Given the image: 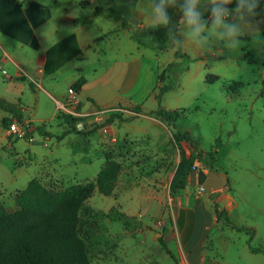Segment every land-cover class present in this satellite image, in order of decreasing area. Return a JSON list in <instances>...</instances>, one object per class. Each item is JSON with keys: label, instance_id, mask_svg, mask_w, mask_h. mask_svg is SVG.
Here are the masks:
<instances>
[{"label": "rangeland", "instance_id": "obj_1", "mask_svg": "<svg viewBox=\"0 0 264 264\" xmlns=\"http://www.w3.org/2000/svg\"><path fill=\"white\" fill-rule=\"evenodd\" d=\"M99 18L96 24L103 21V17ZM112 22L110 19V30L113 29ZM221 23L230 26L222 18ZM234 26L239 32L236 36L230 37L227 28L220 27L225 38H219L215 33L212 41H207L214 46L212 50L221 48L220 51L201 54L192 51L188 57L176 58L170 55L169 49L157 53L145 48L141 73L130 93L135 104H117L110 108L107 116H76L57 109V91L67 90L71 82L70 71L44 74L41 79H36L42 84L38 86L29 77L16 79L13 66L3 67L8 75L0 67V98L18 103L23 119L34 126L23 137L11 134L1 124L2 118L9 113L0 107V202L7 210L15 211L19 208L16 195L31 179L38 178L53 190L65 189L95 180L108 159H114L122 166L114 191L104 195L96 189L80 212L81 233L86 239L91 263L187 264V250L182 247L176 226L178 212L183 210L186 216L195 197L214 199L229 183L214 194L199 193V185H190L189 177L183 190L171 193L170 182L182 152L172 137L176 129L155 111L164 108L181 112L177 129L189 131L193 139V143L182 142L183 150L188 155L194 151L202 152L203 157L212 160L217 168L223 167L221 158L222 154L225 155L227 171L232 178L239 166L253 167L252 161L264 162V99L261 96L264 34L257 24L245 22L241 12ZM216 30V25L210 27L211 32ZM4 43L16 57L24 52L17 51L15 41L5 40ZM186 43L179 42L184 52L187 51L183 47ZM114 44L115 41L110 43V58L104 61L91 58L85 69L88 75H92L104 62L109 63L110 83L116 87L121 80L122 63L138 53L130 48L135 44L132 38H122L121 41V46L132 53L128 58L119 56ZM179 45L172 50H177ZM1 52L0 64L3 60ZM248 52L255 55L254 61L246 57ZM171 59L180 61L186 69L178 75L174 88L168 90L159 102L156 95L161 85L169 83L165 67ZM158 68L163 71L155 82L151 69ZM208 74L219 75L220 79L210 83L206 80ZM236 82H240L239 89ZM136 107L141 108L140 115L131 112ZM66 114L81 120L73 132L63 135L71 128L65 119ZM111 114L115 116L110 123L99 124ZM90 120L98 121V126L85 139L77 131L88 129L85 124ZM39 126L50 136L37 129ZM217 148L223 149V153ZM196 164L202 166L199 161ZM113 207L133 217V221L125 225L116 218ZM212 207L220 215L218 226H221L223 221L226 222V210L216 200ZM197 226V232H200L201 225L198 223ZM218 226L212 228L204 244L210 259L220 261L223 256L226 264H264L263 253L248 256L251 250L241 248L246 245L243 236L236 235L230 226L225 230ZM199 234L198 240L203 243L205 236ZM162 242L174 256L166 251ZM252 245L258 246L259 241H253Z\"/></svg>", "mask_w": 264, "mask_h": 264}, {"label": "crops", "instance_id": "obj_2", "mask_svg": "<svg viewBox=\"0 0 264 264\" xmlns=\"http://www.w3.org/2000/svg\"><path fill=\"white\" fill-rule=\"evenodd\" d=\"M83 1L89 3L83 5ZM216 1L224 0H196L195 9L203 15ZM114 2L132 24L144 27L153 24V9L160 4L161 0H114ZM243 2L249 6L253 3V0H243ZM262 2L264 0H255L256 6L253 8L260 6ZM98 3V0H0V50L3 55L0 67L3 69L4 66H13L16 79L25 80L29 77L38 86H42L36 79L38 77L41 79L42 75L46 74L44 68L48 50L64 38L74 35L80 52L75 57L63 62L55 72L50 73V75L67 71L72 73L67 90L57 91L59 96L57 99L53 96L56 99L57 109V102L68 103V101H72L77 110L85 116L95 114L107 116L106 114L110 111V108H114L117 104H123L124 106L135 104L130 93L141 73L142 62L144 61L143 54L146 53L144 51L147 47L138 44L133 36L132 29L124 26L120 19L107 16L102 12H95ZM188 3L189 0H164L163 6L169 17H171L175 12L176 5H179L184 11ZM218 10H221L220 17L224 23L228 21L230 26L238 23L240 12L237 9L221 8ZM81 16L88 17L84 23L79 20ZM99 17H103V21L96 24L100 19ZM214 17L215 15L212 13L210 17L203 20L206 22L205 28L199 37L195 38L189 35V27L185 23L184 17L182 18L179 27L180 42H188L183 46L187 50V54L192 51L195 54H201L222 50L221 48L212 50L214 46L212 47L207 43V41H212L211 37L215 35L219 38H225V34L221 32L220 27L227 28L226 24L216 25L217 30L215 32L210 31V27L214 25ZM110 19L113 21V29L111 30ZM245 22L257 24V28L262 32L264 17L256 21ZM122 38L134 39L135 44L130 48H134L138 55L133 59L129 57L132 54L131 51L125 50L124 45L121 46ZM5 40L17 42V51L24 50L20 57L13 55L12 51L5 45ZM113 41H115L113 48L117 54L121 57H129L126 60L127 62H123V66L120 67L122 75L116 87L110 83L109 63L104 62L102 66L95 69L92 75H88L85 69L91 58H96L99 61H104L107 57L110 58V43ZM174 47L153 50L158 53L169 49L171 51L170 55L175 56L176 49L172 50ZM173 60L171 59L170 62ZM3 71L4 74H7L5 69ZM162 71L159 68L155 71L151 69V76L156 80L155 82H158ZM30 72H33V75ZM82 73L86 78V82L80 91H74L71 86ZM47 92L51 95L49 91ZM4 99L17 104L14 100L9 101L5 97ZM86 101L87 105L85 104ZM131 112L134 115L141 114L133 110ZM217 150L223 153V149L217 148ZM221 160L223 167H218V171L226 174L228 186L222 188L223 192L214 199L202 200L198 196L195 197L193 200L194 205L188 209L186 216L183 210H180L176 216V226L180 233L182 247L187 250V264H226L227 262L223 256L220 261L214 258L210 259L204 249L205 240L209 237L208 234H210L213 227L218 226L221 222L220 215L212 207L215 200L223 206L226 210L224 214L228 216L234 225L255 230L251 245L253 241L258 240L259 245L252 246L261 248L262 251L253 252L250 249L249 240L247 241L251 235L250 231H236L233 225L224 221L218 227L225 230V227L230 226L236 235L243 236L246 245L241 248L251 250L248 256L252 255L251 253L264 254V162L252 161L253 167L239 166L232 178V175L227 171L228 162L225 160V155L222 154ZM185 218H187V222ZM198 223L201 225L200 232L205 236L203 243L198 240L201 236L200 232H197Z\"/></svg>", "mask_w": 264, "mask_h": 264}, {"label": "trees", "instance_id": "obj_3", "mask_svg": "<svg viewBox=\"0 0 264 264\" xmlns=\"http://www.w3.org/2000/svg\"><path fill=\"white\" fill-rule=\"evenodd\" d=\"M98 1L95 12H102L107 16L120 19L124 26L132 29L133 36L139 45L151 49H160L172 48L179 44V27L184 17V11L179 5L175 6V12L170 17L168 25L152 27L151 24L139 27L132 24L123 15L114 0ZM88 3V1L82 2L83 5ZM238 4L239 0H230L228 3L224 1L213 2L207 12L201 15L202 20L210 17L213 9L230 8L238 10ZM248 7L243 2V5L239 8V12L242 13L245 21H256L264 17V2L256 8H252L251 12L248 11ZM87 18V16H81L79 20L84 23ZM262 33L264 34V25L262 26ZM79 52L80 48L74 35L64 38L48 50L44 68L45 73L55 72L63 62L75 57ZM175 56L176 58H183L188 57V54L179 45L175 51ZM246 57L250 61L255 60V55L251 52H248ZM185 69L186 66H182L180 61L177 60L168 64L166 71L169 74V83L161 85L159 93L156 95L159 102L168 90L174 88L178 81V75ZM219 79L220 76L216 74H208L206 77V80L210 83H214ZM85 82L86 78L81 74L71 87L74 91H80ZM236 85L239 89L240 82H236ZM261 96L264 99V80ZM0 107L9 112V115L1 120L3 128L8 129L15 119L19 122L23 120L21 106L18 103H10L0 98ZM133 111L136 113L142 112L140 107H136ZM155 114L170 122L176 129L172 137L182 152L181 159L170 182L171 193L177 194L186 187L193 169L218 171V168L214 165L215 163L212 160L207 161L202 152L194 151L188 155L183 150L182 142L189 141L193 143V139L189 131L177 129V121L182 116L181 112L159 108L155 111ZM114 116L115 114H111L99 124L107 125ZM65 119L71 124V128L63 135L73 132L77 122L81 120V118L70 114H66ZM97 126L98 124L89 129L78 130L77 133L86 139ZM37 129H41L44 135L50 136L49 132L44 131L41 126ZM208 155L213 159L211 152ZM196 161L201 162L202 166H197ZM121 170V163L109 158L98 172L95 180L73 184L60 190H53L38 178H33L27 187L16 195L18 209L9 211L0 202V264H92L88 255L86 239L81 233L80 212L96 189L104 195H110L114 191ZM214 193L211 192L210 194ZM112 212L125 225H129L134 219L124 212L116 210L115 207L112 208ZM226 222L233 225L237 231H250L251 236L248 241L250 249L253 252L262 251L261 248L254 247L250 243L255 231L253 228L236 226L227 216ZM162 245L170 255L174 256L165 242H162Z\"/></svg>", "mask_w": 264, "mask_h": 264}, {"label": "clouds", "instance_id": "obj_4", "mask_svg": "<svg viewBox=\"0 0 264 264\" xmlns=\"http://www.w3.org/2000/svg\"><path fill=\"white\" fill-rule=\"evenodd\" d=\"M225 3L230 2V0H224ZM196 0H189V3L184 8V21L190 29L189 35L192 37H199L200 33L205 28V21L202 20L201 13L195 9ZM164 0H161L160 4L156 5L153 9L154 20L152 27H156L158 25H168L170 22V17L168 13L164 9ZM243 5V0H239L238 11L239 8ZM255 0L253 3L249 5L248 11L251 12V9L255 7ZM213 14L216 19L214 20V25L221 24V10L213 9ZM228 30V35L230 37H234L239 34L238 29L233 26H226Z\"/></svg>", "mask_w": 264, "mask_h": 264}, {"label": "water", "instance_id": "obj_5", "mask_svg": "<svg viewBox=\"0 0 264 264\" xmlns=\"http://www.w3.org/2000/svg\"><path fill=\"white\" fill-rule=\"evenodd\" d=\"M103 121V120H102ZM98 123L96 120H91L87 123L86 128H92ZM34 126L31 127V130ZM228 183V177L217 170L193 169L190 175V185L204 186L205 191L210 193L224 188Z\"/></svg>", "mask_w": 264, "mask_h": 264}, {"label": "built area", "instance_id": "obj_6", "mask_svg": "<svg viewBox=\"0 0 264 264\" xmlns=\"http://www.w3.org/2000/svg\"><path fill=\"white\" fill-rule=\"evenodd\" d=\"M57 104H58V109H60L62 111L69 112V113H71L73 115H76V116L84 115V114H81L77 110V108L73 105L72 101H68V103L57 102ZM30 130H31V124H29L28 122H26L24 119L21 122H19V121H17L15 119L11 123L10 127L8 128V131L11 134L13 133V134L18 135L20 137L25 136ZM199 187H200L199 193H203L205 191L204 186H200L199 185Z\"/></svg>", "mask_w": 264, "mask_h": 264}]
</instances>
